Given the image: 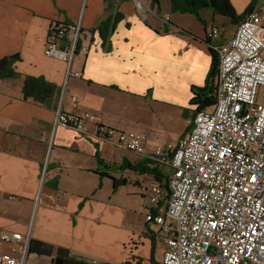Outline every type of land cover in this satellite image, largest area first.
<instances>
[{"label": "crops", "instance_id": "0c3cea01", "mask_svg": "<svg viewBox=\"0 0 264 264\" xmlns=\"http://www.w3.org/2000/svg\"><path fill=\"white\" fill-rule=\"evenodd\" d=\"M142 1L144 11L133 0H0V59L20 56L19 78L0 80V251L8 250L2 233L18 232L55 247L39 264H57L59 249L96 264H162L163 245L146 216L161 214L165 203L150 209L148 191L163 183L146 170L167 169L99 138L98 128L147 134L149 151L174 147L189 131L193 87L206 85L214 44L234 34H224L218 26L230 20L210 10L201 22L173 12L170 0ZM231 2L242 14L253 0ZM252 11L264 20V0ZM109 18L119 20L105 42L97 28ZM51 22L82 26L89 51L75 58L72 73L45 55ZM28 77L60 94L49 106L26 99ZM59 109L97 120L79 133L56 126Z\"/></svg>", "mask_w": 264, "mask_h": 264}, {"label": "built area", "instance_id": "2783aa9c", "mask_svg": "<svg viewBox=\"0 0 264 264\" xmlns=\"http://www.w3.org/2000/svg\"><path fill=\"white\" fill-rule=\"evenodd\" d=\"M144 11L142 0H133ZM251 12L226 43H216L219 72L214 107L196 113L188 133L173 147L152 155L168 168L169 198L160 184L149 188L146 221L163 245L162 264H264V22ZM80 23L51 22L47 57L64 61L72 73L75 57L87 54ZM210 36H221L215 29ZM78 98L73 102L78 103ZM90 113L58 110L55 124L89 132ZM101 139L147 155L148 135L99 127ZM151 158V159H152ZM8 250L0 264H29L30 239L4 232Z\"/></svg>", "mask_w": 264, "mask_h": 264}, {"label": "trees", "instance_id": "16d2710c", "mask_svg": "<svg viewBox=\"0 0 264 264\" xmlns=\"http://www.w3.org/2000/svg\"><path fill=\"white\" fill-rule=\"evenodd\" d=\"M154 4L159 6L160 0H151ZM171 7L173 12H179L183 14H193L201 22L202 12L204 10H210L214 15L228 18L230 23L234 26L239 25L242 22L247 14L252 12L253 7L260 2V0H253L252 4L248 9L242 13L238 14L235 7L233 6L231 0H170ZM116 20L111 18L103 21L97 28L99 30L101 37L105 42H107L110 34L115 29ZM212 51V64L204 87H193V98L191 100V105L196 106L197 109L191 118L190 125L188 130L192 127L196 113L210 109L215 106L217 100L214 96L215 89V80L219 72V56L215 50ZM20 60L19 55L7 56L0 59V80L8 79H18L19 74L15 71L14 65ZM24 97L26 99H33L36 102L49 106L51 100L60 94V90L57 86L47 82L44 78L39 77H28L24 82ZM102 162V161H100ZM132 170L141 171V166L130 167ZM154 174L157 179L163 183V187L167 192L166 200L169 198V187L167 184V176L158 173V170H146ZM119 181H116V187L119 186ZM29 253L36 254L38 256H47L51 257L55 253V247L46 242L32 239L30 241ZM64 264H96L92 260L78 256V255H69Z\"/></svg>", "mask_w": 264, "mask_h": 264}, {"label": "rangeland", "instance_id": "374dc122", "mask_svg": "<svg viewBox=\"0 0 264 264\" xmlns=\"http://www.w3.org/2000/svg\"><path fill=\"white\" fill-rule=\"evenodd\" d=\"M218 27L222 30V32H224V34H228L231 37L233 36V34L235 33V30L237 28V26H234V25H232L229 22H226L225 25H221L220 24ZM262 92L264 93V89H262ZM188 125H190V120L188 122ZM179 128H180L179 125L173 127L174 133L178 132ZM166 169L165 170H166V173H167L169 170H168V168H166ZM149 203H150V200H149ZM153 208H155V205H151L150 204V209H153ZM164 210L165 209L163 208L162 211H161V214L164 213ZM41 262H42V258H40L39 256H35L33 254H30V256H29V264H39Z\"/></svg>", "mask_w": 264, "mask_h": 264}, {"label": "water", "instance_id": "95a60500", "mask_svg": "<svg viewBox=\"0 0 264 264\" xmlns=\"http://www.w3.org/2000/svg\"><path fill=\"white\" fill-rule=\"evenodd\" d=\"M70 255L68 250L59 249L56 253V257H53V262L57 264H64L65 259Z\"/></svg>", "mask_w": 264, "mask_h": 264}, {"label": "bare ground", "instance_id": "6f19581e", "mask_svg": "<svg viewBox=\"0 0 264 264\" xmlns=\"http://www.w3.org/2000/svg\"><path fill=\"white\" fill-rule=\"evenodd\" d=\"M252 12H253V11H252ZM250 13H251V12H250ZM250 13H249V14H250ZM247 15H248V14H247ZM245 18H246V17H245ZM240 23H241V22H240ZM240 23H239V24H240ZM238 26H239V25H238ZM213 30H215V29H213ZM213 30H212V31H213ZM217 30H218V29H217ZM236 30H237V29H236ZM210 34H211V33H210ZM209 36H210V35H209ZM210 38H212V37L210 36ZM212 39H213V38H212ZM216 40H217V39H216ZM228 42H229V41H228ZM214 45H215V44H214ZM213 50H214V49H213ZM217 54H218V53H217ZM218 56H219V55H218ZM75 58H76V57H75ZM74 98H75V97H73V99H74ZM67 114H68V113H67ZM71 114H72V113H71ZM195 116H196V115H195ZM194 119H195V118H194ZM193 123H194V122H193ZM192 126H193V125H192ZM191 128H192V127H191ZM191 128H190V129H191ZM124 132H126V131H124ZM79 133H80V132H79ZM187 133H188V132H187ZM187 133H186V134H187ZM186 134H185V135H186ZM143 135H146V134H143ZM185 135H184V136H185ZM147 139H148V138H147ZM180 139H181V138H180ZM146 141H147V140H146ZM145 145H146V143H145ZM157 148H158V147H157ZM157 148H156V149H157ZM146 149H147V147H146ZM156 149H154L153 151H149V150L147 149L148 154H147V155H144V156H147L148 158H152L153 152H154ZM131 152H133V151H131ZM134 153H135V152H134ZM152 159H153V158H152ZM168 175H169V173L167 172V173H166V176H167V180H166V181H168V179H169V178H168Z\"/></svg>", "mask_w": 264, "mask_h": 264}]
</instances>
